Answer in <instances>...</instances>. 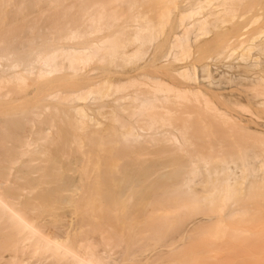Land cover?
<instances>
[{
	"label": "bare ground",
	"instance_id": "bare-ground-1",
	"mask_svg": "<svg viewBox=\"0 0 264 264\" xmlns=\"http://www.w3.org/2000/svg\"><path fill=\"white\" fill-rule=\"evenodd\" d=\"M0 264H264V0H0Z\"/></svg>",
	"mask_w": 264,
	"mask_h": 264
},
{
	"label": "rangeland",
	"instance_id": "rangeland-1",
	"mask_svg": "<svg viewBox=\"0 0 264 264\" xmlns=\"http://www.w3.org/2000/svg\"><path fill=\"white\" fill-rule=\"evenodd\" d=\"M146 10V9H145ZM158 17V18H157ZM148 18L149 19H153L154 20V22H153V20H152V22L153 23H158L157 22V19L159 20V16L157 15V13L155 12V13H153V14H150L149 16H148ZM193 47V46H192ZM193 50H195V47L194 48H192V52H193ZM137 62V61H136ZM136 62H133L135 65L137 64ZM126 63V64H125ZM125 63H123V62H116V63H114L113 64V66H105V67H107V69H108V71H110L111 73H112V75H111V77L109 78V80H111V81H115L116 79H117V76H116V74H114V72L115 71H119V69H120V71H121V69L124 71V70H128V69H130V68H133L135 65L133 64L132 65V63H131V65H129L128 66V64H127V62H125ZM130 63V62H129ZM102 67L101 65H97V64H93V65H91L90 67L91 68H97L98 70L100 69V67ZM119 69H118V68ZM91 68H89V69H91ZM116 69H118V70H116ZM94 74H96V71L94 72ZM186 111H183V113H181V114H176V115H174V116H172V120L174 121L175 119L178 121V119L179 120H181L182 118H183V120L182 121H179L178 123H173V124H175V126H173V125H171V127L172 128H180V127H182L183 126V124H182V122L184 121L185 123H186V125H187V127L185 128V130H184V132L186 131V129L188 128L189 129V127H190V133H188L189 135H198V133H199V131H197L195 128H198L197 126H193V124H192V122L191 121H188V122H186L184 119H185V115H186V117H187V115L188 114H186V113H188V112H186ZM189 112H191V111H189ZM190 114V113H189ZM189 116V115H188ZM188 118H191V115H190V117H188ZM187 119V118H186ZM190 120V119H189ZM191 123V124H188V123ZM184 127V126H183ZM192 130H194V131H192ZM181 131H183V130H181ZM192 131V132H191ZM192 133V134H191ZM185 134H186V132H185ZM197 143H202V142H198L197 141ZM146 158H151V157H149V156H147ZM32 261V260H31Z\"/></svg>",
	"mask_w": 264,
	"mask_h": 264
}]
</instances>
